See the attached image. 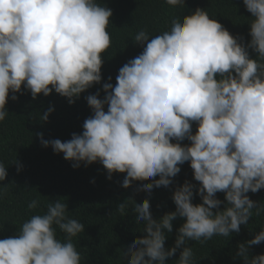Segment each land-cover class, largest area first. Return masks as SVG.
Segmentation results:
<instances>
[{
  "label": "clouds",
  "instance_id": "obj_1",
  "mask_svg": "<svg viewBox=\"0 0 264 264\" xmlns=\"http://www.w3.org/2000/svg\"><path fill=\"white\" fill-rule=\"evenodd\" d=\"M165 2L185 7V0ZM243 2L252 14L250 42L233 36L203 8L174 17L168 31L151 39L141 30L133 41L144 46L142 53L119 69L115 86L103 84V99L99 93L87 96L93 115L81 134L49 141L37 133L44 147L63 153L74 168L99 162L109 179L126 173L124 188L151 179L139 189L149 194L170 186L180 166L190 162L202 203H193L196 185L185 181L172 197L176 210L159 219L153 218L149 199L118 205L124 214L133 202L136 222L144 225L145 235L123 253L127 264H167L181 248L176 264H197L189 241L229 237L248 224L253 209L257 216L264 212V204L248 195L264 189V0ZM112 16V9L97 0H0V122L8 115L10 93L23 94L26 88L36 99L55 91L71 104L101 83ZM53 111L50 107L40 120L48 121ZM186 139L191 143L182 144ZM7 176L0 162V182ZM218 192L225 193L223 210ZM38 206L36 199L28 204L29 209ZM177 217L185 222L169 249L166 233ZM83 232L85 225L68 216L67 203L53 200L16 236L0 239V264H81L73 237ZM261 242L264 230L240 243L235 256L244 264H264V254L249 255V248Z\"/></svg>",
  "mask_w": 264,
  "mask_h": 264
},
{
  "label": "trees",
  "instance_id": "obj_2",
  "mask_svg": "<svg viewBox=\"0 0 264 264\" xmlns=\"http://www.w3.org/2000/svg\"><path fill=\"white\" fill-rule=\"evenodd\" d=\"M97 2L113 11L107 29L111 46L102 54L101 83L81 93L71 104L67 97L55 91L49 96L40 94L36 99L26 88L23 94L10 93L6 105L8 115L0 122V162L8 172L7 179L0 182V239L16 236L26 220L32 215L43 214L49 202L60 198L68 205V216L85 225V232L73 237L82 257L81 264H127L123 253L135 238L145 235L142 231L144 225L136 222L133 202L129 201L124 214L117 211L118 205L128 199L136 203L149 199L153 218L159 219L176 210L172 197L176 187L185 181L196 185L193 203H202L197 194L199 182L194 179L190 162L180 166L181 172L173 178L170 186L154 188L149 194L139 189L143 183L152 182L151 179L133 181L131 187L124 188L122 182L126 173H114L109 179L107 170L99 162L90 165L81 162L79 168H74L73 162L66 160L63 153L57 154L51 146L44 147L37 133H43L44 139L49 141H68L73 133L81 134L84 121L93 115L87 96L99 93V98L103 99L106 95L103 84L110 82L115 86L119 69L142 53L144 46L133 41L139 31L146 30L151 39L168 31L174 17L182 18L197 8H203L233 36H242L247 43L251 40L252 14L247 11L243 0H185V7L170 6L165 0ZM249 52L252 58H256L255 52L251 49ZM12 95L18 99H11ZM50 107L54 111L48 121H41L40 116ZM197 128L194 122L193 134ZM181 143L191 142L186 139ZM18 165L22 166L20 171ZM3 185L10 186L4 190ZM248 195L253 201L264 204V189ZM216 196L224 202L220 206L223 210L227 204L225 193L218 192ZM34 199L39 201V206L29 209L28 204ZM184 222L181 217L173 221V231L166 233V248L175 246L178 229ZM261 230H264V212L257 216L253 209V216L247 225H241L239 233L229 237L214 236L204 243L189 241L188 246L192 247L197 264H244L242 258L235 256L238 245L253 239ZM57 237L65 238L58 228ZM181 251L182 248L169 257L167 264H176ZM260 254H264V242L249 248L250 257Z\"/></svg>",
  "mask_w": 264,
  "mask_h": 264
}]
</instances>
